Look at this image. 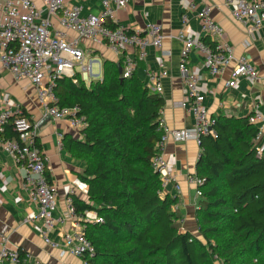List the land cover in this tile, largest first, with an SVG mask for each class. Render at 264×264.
Instances as JSON below:
<instances>
[{"label": "trees", "instance_id": "16d2710c", "mask_svg": "<svg viewBox=\"0 0 264 264\" xmlns=\"http://www.w3.org/2000/svg\"><path fill=\"white\" fill-rule=\"evenodd\" d=\"M122 64V56L105 58L102 80L90 84L57 80L60 105H79L87 119L81 137L65 135L61 145L86 162L80 178L93 204L74 198L77 210L93 209L104 220L85 230L96 249L88 264H210L212 255L235 264L256 254L263 255L264 264V154L257 155L258 126L248 117L220 116L217 136L200 140L196 172L205 182L195 218L203 241L181 229V216L173 210L177 198L163 194L151 164L164 98L148 88L141 65L123 78ZM21 116L29 119L23 109ZM2 136L15 132L8 126Z\"/></svg>", "mask_w": 264, "mask_h": 264}, {"label": "built area", "instance_id": "2783aa9c", "mask_svg": "<svg viewBox=\"0 0 264 264\" xmlns=\"http://www.w3.org/2000/svg\"><path fill=\"white\" fill-rule=\"evenodd\" d=\"M129 0H102L98 13L83 15L81 5H70L66 0H43L38 6L35 0H2L0 17V63L18 80L25 79L37 90V99L45 115L55 120H65L76 131L87 125V119L79 105H60L57 95V80L68 77L74 83L82 79L87 84L102 77V62L86 55L80 47L81 39H88L96 45L107 46L116 56L123 57L122 77H130L141 61L148 55L150 46L162 50L164 33L158 23H147L143 29H127L117 24L118 12L124 9ZM231 7L234 20L242 23L249 35L258 33L264 26V0H225ZM198 9V10H197ZM197 10L201 20L203 37H196L180 31L178 38L182 43L179 72L184 82L182 101L177 103L194 118L190 128L168 127L160 117L157 131L160 138L156 154L151 159L153 169L159 174L162 189L172 185L180 190L176 172L165 159L169 142L195 140L200 144L203 136H217L216 117L212 116L205 103L206 97L200 88V78L193 72L188 58L195 50L204 54V66L213 75L221 74L232 66L228 87L235 86L237 79L246 77L251 82L260 79V74L246 56H236L235 49L225 38L224 29L212 17V7L198 8L191 4L182 15L183 23L189 19V12ZM56 18L62 29L55 28L52 19ZM68 30L76 33L69 36ZM211 40V44L204 41ZM169 55L162 50V56ZM95 64L98 71H95ZM168 75L165 69L147 73L146 85L160 95L163 94L162 79ZM20 104L9 105L0 87V145L23 171V186L29 192L31 201L37 205V217L42 220V237L49 246L60 249V256L67 254L82 259V264L96 255V249L82 230L87 221L84 213L78 211L73 196H67L66 208L59 210L58 191L50 179L47 158L42 151L37 135V124L21 116ZM248 121L258 126L257 155L264 154V113L256 110ZM10 126L15 136H2ZM195 186L196 195L202 196L200 189L205 178L197 172L187 177ZM177 204L173 210L177 211ZM182 221V219H180ZM96 223L104 222L96 216ZM73 223L76 230L67 232L62 242L50 238L51 230L59 225ZM43 264L24 251L21 255L9 243V237L0 235V264Z\"/></svg>", "mask_w": 264, "mask_h": 264}, {"label": "crops", "instance_id": "0c3cea01", "mask_svg": "<svg viewBox=\"0 0 264 264\" xmlns=\"http://www.w3.org/2000/svg\"><path fill=\"white\" fill-rule=\"evenodd\" d=\"M35 1L38 6L43 5V0ZM1 3L2 0L0 8ZM66 3L81 5L83 15L98 13L103 7L102 0H66ZM191 4L198 8L205 5L212 7V17L224 29L225 38L234 47L236 56H246L260 74L256 82L240 77L235 86L228 87L233 65L225 68L221 74L213 75L204 66V54L197 50L192 52L188 58L189 67L200 78V88L205 94L210 114L214 117L245 118L256 110L264 113V26L258 33L249 35L247 28L233 19L231 7L225 4V0H129L127 6L118 12L117 24L132 30L143 29L147 23H158L163 29L162 50L168 51L169 55L162 56L161 49L150 46L146 59L139 63V73L146 82L149 72L162 69L168 72L162 79L165 103L161 108V117L165 124L175 129L190 128L194 124L193 116L177 105L184 97V82L179 72L182 43L178 35L184 31L188 35L204 36L197 15L198 9L189 12L186 23L182 21V15ZM52 22L55 28L62 29L56 18ZM67 32L69 36H76L70 30ZM80 47L86 55L101 62L105 58L117 60L107 46L96 45L88 39L82 38ZM0 87L5 102L9 105L20 104L30 121L37 124L38 142L47 158L50 179L58 191L59 210L66 208L67 196H73L86 205L93 204L88 186L80 178L86 162L72 156L61 145L63 136L80 138L81 133L74 130L67 121L45 115L37 99L36 87L28 80L16 79L1 63ZM200 151V145L195 140L179 143L171 141L165 150V159L176 172L181 188L176 190L169 185L163 189V194L177 198V212L182 219L180 227L194 233L195 211L200 197L196 195L195 186L187 177L196 172ZM84 212L87 221L82 223V230L85 232L90 224L95 223L97 213L93 209ZM37 213V205L31 201L29 192L23 186V171L0 145V235H7L12 247L22 249L43 264H82L81 258L71 254L60 256V249L45 243L41 234L43 222ZM75 230L73 223L59 225L51 230L50 238L62 242L65 233Z\"/></svg>", "mask_w": 264, "mask_h": 264}, {"label": "rangeland", "instance_id": "374dc122", "mask_svg": "<svg viewBox=\"0 0 264 264\" xmlns=\"http://www.w3.org/2000/svg\"><path fill=\"white\" fill-rule=\"evenodd\" d=\"M94 69H95L96 71H98V66L95 65V66H94ZM102 77H103V76H102ZM102 77H101L99 80H102ZM196 223H197V221H196ZM195 233H196V236H197L198 238H200V239H202V240L204 241L203 237L200 235V233H199L198 230H197V224H196V232H195ZM263 248H264V246H263ZM254 256H255V257H253L252 259H250V258H248V259H246V260L241 259L240 261L236 262L235 264H262L263 255L256 254V255H254ZM209 263H210V264H225V263H224V260L218 258V257L215 256V255H212V256L210 257Z\"/></svg>", "mask_w": 264, "mask_h": 264}, {"label": "water", "instance_id": "95a60500", "mask_svg": "<svg viewBox=\"0 0 264 264\" xmlns=\"http://www.w3.org/2000/svg\"><path fill=\"white\" fill-rule=\"evenodd\" d=\"M119 72H120V74L122 73V67H121V65H119ZM121 80H123V78H121Z\"/></svg>", "mask_w": 264, "mask_h": 264}]
</instances>
